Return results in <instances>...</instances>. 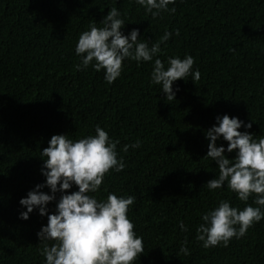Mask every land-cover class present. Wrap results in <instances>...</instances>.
Here are the masks:
<instances>
[{
	"label": "trees",
	"instance_id": "1",
	"mask_svg": "<svg viewBox=\"0 0 264 264\" xmlns=\"http://www.w3.org/2000/svg\"><path fill=\"white\" fill-rule=\"evenodd\" d=\"M173 6L174 14L153 19L134 0H0V264H44L37 232L47 216L34 210L21 219L26 209L19 201L45 182L40 152L53 135L79 139L95 134L97 124L120 141L126 168L110 170L95 195L135 197L128 215L144 246L135 264H264V219L228 247L205 249L195 239L201 215L219 200L244 207L226 185L205 186L218 174V165L204 158L205 132L228 114L264 135V0H177ZM110 7L125 20L124 35L139 29L150 44L166 29H179L161 44L158 58L192 55L200 80L175 81L179 91L167 101L150 83L152 62L125 60L111 84L103 70L77 71L80 33L90 23L102 27ZM137 138L140 148L121 151ZM57 201L48 204L49 214ZM184 240L189 255L180 252Z\"/></svg>",
	"mask_w": 264,
	"mask_h": 264
},
{
	"label": "clouds",
	"instance_id": "2",
	"mask_svg": "<svg viewBox=\"0 0 264 264\" xmlns=\"http://www.w3.org/2000/svg\"><path fill=\"white\" fill-rule=\"evenodd\" d=\"M155 19L161 13L174 14L177 0H134ZM183 2V0H180ZM102 27L90 23L88 30L80 33L75 45V54L80 63L77 71L89 66L104 72V80L111 84L121 76L125 60L152 62L150 83L159 85L166 100L175 99L179 88L174 82L191 76L200 80L199 68H193L194 57L185 54L169 56L165 61L159 57L161 44L173 34L180 35L179 29L164 31L156 42L140 39L139 29H132L124 35L121 29L125 20L116 7H110L102 20ZM244 128L245 131H239ZM252 122H245L236 116L224 114L216 117V124L205 132L210 141L205 159L218 165V174L206 183L209 191L226 187L236 194L244 207L233 206L228 199H221L217 205L205 211L196 227L195 239L202 242L205 249L222 245L228 247L232 238L244 237L250 227L264 219V135L256 136L248 131ZM95 134L79 139L56 134L40 152L45 158L42 174L44 183L37 184L19 203L26 211L19 216L27 220L30 213L38 210L47 216V225L41 227L37 237L42 244L40 250L44 264H135L144 252L143 237L134 231L129 218L130 206L135 197L108 192L105 198H97L105 175L111 171L119 173L126 168L124 157L119 155L118 139L109 136L99 124ZM227 141V147L217 145L220 139ZM142 146L137 138L131 144L123 145L121 151L127 153ZM235 151L234 159L226 153ZM77 191L67 192L73 187ZM47 187L50 194L42 191ZM57 193L60 198L57 201ZM251 203H248L249 199ZM56 202L55 212L49 214L48 204ZM182 232L188 231L184 220L178 221ZM180 252L189 255L187 240L180 246Z\"/></svg>",
	"mask_w": 264,
	"mask_h": 264
}]
</instances>
